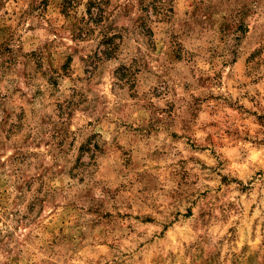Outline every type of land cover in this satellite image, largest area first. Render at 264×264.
<instances>
[{
	"label": "rangeland",
	"instance_id": "1",
	"mask_svg": "<svg viewBox=\"0 0 264 264\" xmlns=\"http://www.w3.org/2000/svg\"><path fill=\"white\" fill-rule=\"evenodd\" d=\"M0 264H264V0H0Z\"/></svg>",
	"mask_w": 264,
	"mask_h": 264
},
{
	"label": "trees",
	"instance_id": "2",
	"mask_svg": "<svg viewBox=\"0 0 264 264\" xmlns=\"http://www.w3.org/2000/svg\"><path fill=\"white\" fill-rule=\"evenodd\" d=\"M101 4H103V2H101V1H95V2L89 3V5H94L97 7V12H92V13H90V8L88 7L87 15L90 17V20H92L94 22H96V20H100L99 17L103 13V9H101V7H100ZM103 39H105V40H103L102 43H104V41L109 42V43L111 42L110 41L111 39L108 38L107 36H104ZM113 48L114 47H110V45H109V47H106L105 49H103L102 55L104 57L109 56L110 53L112 52Z\"/></svg>",
	"mask_w": 264,
	"mask_h": 264
}]
</instances>
